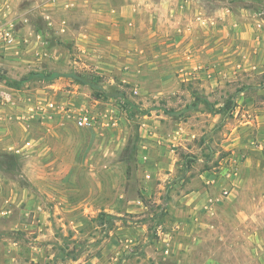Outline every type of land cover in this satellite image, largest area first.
Wrapping results in <instances>:
<instances>
[{"label":"rangeland","instance_id":"rangeland-1","mask_svg":"<svg viewBox=\"0 0 264 264\" xmlns=\"http://www.w3.org/2000/svg\"><path fill=\"white\" fill-rule=\"evenodd\" d=\"M94 259L264 264V0H0V264Z\"/></svg>","mask_w":264,"mask_h":264},{"label":"built area","instance_id":"built-area-1","mask_svg":"<svg viewBox=\"0 0 264 264\" xmlns=\"http://www.w3.org/2000/svg\"><path fill=\"white\" fill-rule=\"evenodd\" d=\"M10 96L7 94H1L3 101H9ZM64 110L52 99H39L36 104H32L28 107L29 113H32L33 117L37 118H51L56 111ZM96 123V119L87 112H77L73 119V124L76 127H91ZM32 140L26 143V147H29Z\"/></svg>","mask_w":264,"mask_h":264},{"label":"trees","instance_id":"trees-1","mask_svg":"<svg viewBox=\"0 0 264 264\" xmlns=\"http://www.w3.org/2000/svg\"><path fill=\"white\" fill-rule=\"evenodd\" d=\"M77 77V76H76ZM97 78H100V76H96V78H95V76H94V79H96L97 80ZM80 81H82V83H88V80H87V78H83V77H80V78H78ZM23 81V80H22Z\"/></svg>","mask_w":264,"mask_h":264},{"label":"crops","instance_id":"crops-1","mask_svg":"<svg viewBox=\"0 0 264 264\" xmlns=\"http://www.w3.org/2000/svg\"><path fill=\"white\" fill-rule=\"evenodd\" d=\"M81 261V260H80ZM97 259H94L91 263H88V262H83V263H80V262H76V264H96Z\"/></svg>","mask_w":264,"mask_h":264}]
</instances>
